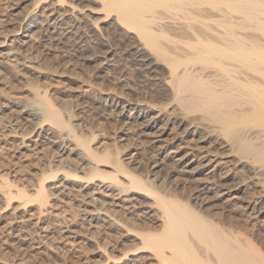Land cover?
I'll list each match as a JSON object with an SVG mask.
<instances>
[{"label":"rangeland","instance_id":"1","mask_svg":"<svg viewBox=\"0 0 264 264\" xmlns=\"http://www.w3.org/2000/svg\"><path fill=\"white\" fill-rule=\"evenodd\" d=\"M144 42L102 0H0V264H173L144 246L172 198L264 251V165Z\"/></svg>","mask_w":264,"mask_h":264},{"label":"bare ground","instance_id":"2","mask_svg":"<svg viewBox=\"0 0 264 264\" xmlns=\"http://www.w3.org/2000/svg\"><path fill=\"white\" fill-rule=\"evenodd\" d=\"M102 9L115 12L144 43L166 56L173 100L188 112L221 123L236 152L264 165V141L256 142L261 131L250 136L247 128L248 122L264 125V26H256L259 20L264 24V0H102ZM236 11L243 19H237ZM255 29L261 32L250 34ZM46 119L62 122L55 110ZM155 123L149 120L145 127L153 129ZM166 201L162 230L146 233L144 241L163 262L264 264V251L252 240L218 225L189 203Z\"/></svg>","mask_w":264,"mask_h":264}]
</instances>
